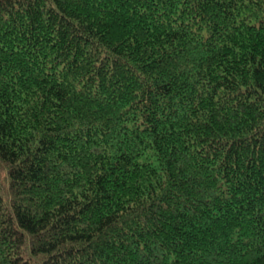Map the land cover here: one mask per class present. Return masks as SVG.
Instances as JSON below:
<instances>
[{"label": "trees", "instance_id": "16d2710c", "mask_svg": "<svg viewBox=\"0 0 264 264\" xmlns=\"http://www.w3.org/2000/svg\"><path fill=\"white\" fill-rule=\"evenodd\" d=\"M0 264H264V0H0Z\"/></svg>", "mask_w": 264, "mask_h": 264}]
</instances>
